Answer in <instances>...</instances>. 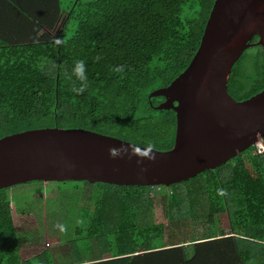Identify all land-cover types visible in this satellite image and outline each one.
Listing matches in <instances>:
<instances>
[{"label":"trees","instance_id":"1","mask_svg":"<svg viewBox=\"0 0 264 264\" xmlns=\"http://www.w3.org/2000/svg\"><path fill=\"white\" fill-rule=\"evenodd\" d=\"M62 1L66 18L55 36L0 44V137L39 127H82L171 148L175 112L156 107L164 96L148 95L186 68L214 0ZM73 23L76 28L67 35ZM54 37L65 43L56 46ZM78 60L85 61L88 78L81 95L71 91L80 83L73 73ZM120 65L123 74L114 71ZM263 88L264 47L258 45L234 63L227 90L242 100ZM257 149L251 145L214 169L168 186L47 183L77 184L75 233L95 240L101 255L122 256L120 262L99 261L98 253L89 264H136L143 257L168 256L189 257L183 264H264V151ZM38 183L44 182L0 189V264H34L48 257L45 249L19 245L18 231L36 223L8 196L9 189ZM161 200L164 218L157 221L155 203ZM201 220L204 226L197 230ZM225 227L233 234L218 233ZM164 240L171 247L161 248Z\"/></svg>","mask_w":264,"mask_h":264},{"label":"water","instance_id":"2","mask_svg":"<svg viewBox=\"0 0 264 264\" xmlns=\"http://www.w3.org/2000/svg\"><path fill=\"white\" fill-rule=\"evenodd\" d=\"M258 45L264 0H214L186 68L148 95L175 112L171 148L138 165L135 156L109 157V147H146L131 141L82 127L27 129L0 137V189L35 180L168 186L226 163L264 137V88L242 100L227 90L234 63Z\"/></svg>","mask_w":264,"mask_h":264},{"label":"crops","instance_id":"3","mask_svg":"<svg viewBox=\"0 0 264 264\" xmlns=\"http://www.w3.org/2000/svg\"><path fill=\"white\" fill-rule=\"evenodd\" d=\"M19 9H22L20 11ZM25 11V12H24ZM57 11L58 15H57ZM57 15V16H56ZM64 16L63 1L62 0H0V44L1 45H13L16 43L28 42L30 40H36L42 37V34L51 33L59 24V20ZM53 35V34H52ZM78 215V211L76 216ZM37 227V225H36ZM34 227V228H36ZM76 225H70L66 227L67 230L75 233ZM39 232L48 230L47 227L38 226ZM33 229V228H29ZM60 231L58 228H55ZM27 229L18 231L19 245L23 248H33L37 252L47 250L43 259L34 261V264H89L95 263L96 260H92L94 255L101 251L96 250L97 245L93 239L80 240L76 236L70 234L67 237L66 245L62 247L54 246L52 243H42V241H28V243H22L20 239V232ZM232 230L229 227H225L222 230L219 229L218 233H230ZM233 234V233H230ZM229 235V234H228ZM197 242L200 240H196ZM194 241V242H196ZM168 241H163L161 248H169ZM189 241H184L183 244H188ZM82 246H81V245ZM113 247V243L111 245ZM109 244H106L103 249L107 250ZM100 254V253H99ZM99 261L118 260L120 262L122 256L114 255L107 256L109 254L99 255ZM96 257V256H95ZM189 257H143L141 260H135L136 264H144L149 262L150 264H162L172 262V260H178V264L187 262ZM149 260V261H143ZM165 260V261H164ZM33 263V262H32ZM31 264V263H28ZM244 264H256L252 261H247Z\"/></svg>","mask_w":264,"mask_h":264},{"label":"rangeland","instance_id":"4","mask_svg":"<svg viewBox=\"0 0 264 264\" xmlns=\"http://www.w3.org/2000/svg\"><path fill=\"white\" fill-rule=\"evenodd\" d=\"M67 2L68 0H66L65 3ZM65 18L66 14L64 13V16L58 21L59 24L52 32L53 36L57 34L59 28L63 27ZM75 28L76 25L73 23L70 26V30L67 31V35H70ZM260 144H262V141H257L256 145H258V147ZM76 185L77 184L74 183H38L21 185L9 189L8 196L16 201L17 211H30V213L33 214L32 216L37 225L36 228H26L27 230L20 232L22 243H28V241H42V243H52L54 246L62 247L63 245H66V238L69 237L70 234L80 238L82 241L88 239L79 237L76 233L72 232L73 230L70 231V229L63 233L55 229L57 228L55 225L58 224H63L65 227L76 225L75 220L77 218L76 213L79 203V192L78 190L76 191ZM34 187L40 189H35ZM31 189L32 192L31 195H29ZM163 218L164 204L162 200L156 201L154 220L159 221ZM38 226L47 227L48 230L39 232L37 230L39 229ZM203 226L202 220L199 221L197 230H202Z\"/></svg>","mask_w":264,"mask_h":264},{"label":"clouds","instance_id":"5","mask_svg":"<svg viewBox=\"0 0 264 264\" xmlns=\"http://www.w3.org/2000/svg\"><path fill=\"white\" fill-rule=\"evenodd\" d=\"M34 43H39V40H34ZM65 43L63 38H57L54 37V44L56 46H61ZM97 59H99V57H97ZM114 71L123 74L125 71V66L124 65H120L117 66ZM73 73L76 77V79L80 82L79 86H77L75 83L73 84L71 91L73 93H75L76 95H81L84 93V91L86 90V88L88 87V83H87V75H86V66H85V61L84 60H78L75 62V67L73 69ZM69 79H71V77H69ZM154 146L149 143L145 148L141 149L138 146L135 145H121L120 147H109L108 149V153H109V157L116 159V158H124L125 156H127L129 159L132 156L137 157V164L141 165L143 163L144 160L147 161H153L155 160L156 156H155V152H154ZM145 169H141V171H144ZM55 227H57L62 233L66 232V227L63 224H58L55 225Z\"/></svg>","mask_w":264,"mask_h":264},{"label":"built area","instance_id":"6","mask_svg":"<svg viewBox=\"0 0 264 264\" xmlns=\"http://www.w3.org/2000/svg\"><path fill=\"white\" fill-rule=\"evenodd\" d=\"M260 141H262V140H260ZM257 144V143H256ZM257 147H258V145H257ZM259 152H261V151H264V144H263V142H262V144H260V146L258 147V149H257Z\"/></svg>","mask_w":264,"mask_h":264},{"label":"flooded vegetation","instance_id":"7","mask_svg":"<svg viewBox=\"0 0 264 264\" xmlns=\"http://www.w3.org/2000/svg\"><path fill=\"white\" fill-rule=\"evenodd\" d=\"M254 37H255V36H254ZM254 37H253V38H254ZM253 38H252L251 42H256V41L258 40V36H257L255 39H253ZM252 47H255V46H252ZM250 48H251V47H250ZM248 49H249V48H248Z\"/></svg>","mask_w":264,"mask_h":264}]
</instances>
